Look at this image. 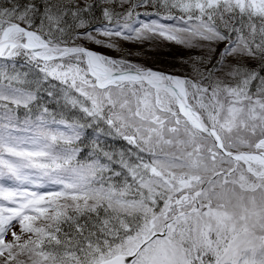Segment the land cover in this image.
<instances>
[{"label": "snow or ice", "instance_id": "obj_1", "mask_svg": "<svg viewBox=\"0 0 264 264\" xmlns=\"http://www.w3.org/2000/svg\"><path fill=\"white\" fill-rule=\"evenodd\" d=\"M0 264H264V0H0Z\"/></svg>", "mask_w": 264, "mask_h": 264}, {"label": "rangeland", "instance_id": "obj_2", "mask_svg": "<svg viewBox=\"0 0 264 264\" xmlns=\"http://www.w3.org/2000/svg\"><path fill=\"white\" fill-rule=\"evenodd\" d=\"M92 47L95 46L93 45ZM124 47L133 53L130 59L135 62L153 66L152 68L161 71L183 74V72L178 71L177 67L180 63L179 59L188 53V49L164 41L146 43L144 45L128 43ZM96 50L107 52L108 55L112 56L117 55V53L103 48H96Z\"/></svg>", "mask_w": 264, "mask_h": 264}, {"label": "trees", "instance_id": "obj_3", "mask_svg": "<svg viewBox=\"0 0 264 264\" xmlns=\"http://www.w3.org/2000/svg\"><path fill=\"white\" fill-rule=\"evenodd\" d=\"M95 15H96L97 17H100V15H101L100 10H99L98 7L95 9ZM147 46H148V45H147ZM147 46H146V47H147ZM187 52H188V53H187L185 56H183L182 58L179 59V60H180V63H179V66L177 67L179 72L186 73V72L189 71L187 65H182V64H181V59H186V58L189 57V56L199 54L196 50H187ZM138 63H140V62H138ZM141 64H142V63H141ZM144 65H146V66H148V67H153V66H150V65H147V64H144ZM120 146H123V142H120L119 144H117V147H120Z\"/></svg>", "mask_w": 264, "mask_h": 264}]
</instances>
